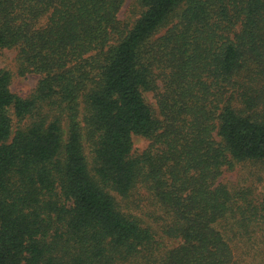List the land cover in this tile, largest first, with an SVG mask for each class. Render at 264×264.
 I'll return each instance as SVG.
<instances>
[{
  "label": "trees",
  "instance_id": "1",
  "mask_svg": "<svg viewBox=\"0 0 264 264\" xmlns=\"http://www.w3.org/2000/svg\"><path fill=\"white\" fill-rule=\"evenodd\" d=\"M123 3L0 0V264H264V0Z\"/></svg>",
  "mask_w": 264,
  "mask_h": 264
},
{
  "label": "rangeland",
  "instance_id": "2",
  "mask_svg": "<svg viewBox=\"0 0 264 264\" xmlns=\"http://www.w3.org/2000/svg\"><path fill=\"white\" fill-rule=\"evenodd\" d=\"M118 18L123 22H130L135 20L139 16V8L136 6V0H124L121 8L118 11ZM16 50L14 49H0V68L7 69L13 73V77L10 83V90L20 96H26L31 92L37 83L39 75L27 74L25 76H19L16 73ZM146 101L156 108L155 100L152 94H146ZM134 148L138 151L143 150L148 141L139 137H133ZM236 172H225L224 177L226 180L236 181ZM245 175L242 174V177ZM243 177V178H244ZM259 189L264 192V182H261ZM172 243L174 241H171ZM170 242V243H171Z\"/></svg>",
  "mask_w": 264,
  "mask_h": 264
}]
</instances>
